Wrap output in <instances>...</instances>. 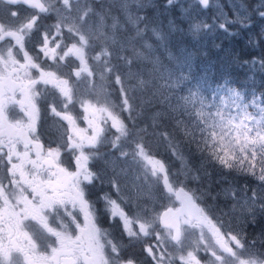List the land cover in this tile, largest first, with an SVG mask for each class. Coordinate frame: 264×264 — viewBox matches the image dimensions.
Returning a JSON list of instances; mask_svg holds the SVG:
<instances>
[{"label":"snow or ice","instance_id":"obj_1","mask_svg":"<svg viewBox=\"0 0 264 264\" xmlns=\"http://www.w3.org/2000/svg\"><path fill=\"white\" fill-rule=\"evenodd\" d=\"M175 3L166 0L169 7ZM197 3L210 7V0ZM17 5L33 11L16 22L0 20V264H138L123 255L120 240L99 226L87 198V186L105 180L116 197L103 195L104 212L119 221L129 244L141 245L149 264H264L258 242L247 241L243 230L224 231L223 222L199 206L196 191L174 182L165 162L145 145L149 136L163 137L181 161L179 174L201 179L184 163L174 136L155 131L162 114H153L151 132L137 124V94L151 105L163 96L160 88L180 87L188 79L183 72L162 71L154 56L165 35L144 11L148 0H0L11 18L19 17L12 7ZM53 13L56 21L42 31L33 54L26 41L41 31L38 20ZM256 14L264 18V3ZM220 19L218 27L227 31L232 23L247 26L250 17L238 13L229 20L220 11ZM210 28L207 23L191 26L194 34ZM156 74L163 81L159 88ZM81 84L95 99L76 95ZM113 84L118 86L116 100L109 90ZM45 90L51 114L68 125L63 134L56 133L64 142L47 148L37 135L38 100ZM181 99L169 109L188 117V122L176 119V126L189 142L222 168L252 175L264 186V102L255 97L249 102L231 88L208 97L199 85ZM76 103L87 128L72 115L70 106ZM15 106L22 117L15 116ZM105 147L108 153L102 152ZM64 152L71 155V166L61 160ZM97 162L103 167H95ZM153 184H162L161 192L175 196L181 207L156 213L137 204L135 213L125 210L124 204L151 200ZM227 194L235 201L233 212L254 220L257 208L264 211V194L256 190L239 198L235 191ZM200 252L210 258L202 260Z\"/></svg>","mask_w":264,"mask_h":264},{"label":"rangeland","instance_id":"obj_2","mask_svg":"<svg viewBox=\"0 0 264 264\" xmlns=\"http://www.w3.org/2000/svg\"><path fill=\"white\" fill-rule=\"evenodd\" d=\"M109 2H111V0H109ZM148 3L149 7H147L144 11L154 22V26L162 30L165 35V40L160 43L159 47L154 48V56L159 58L162 65V71L167 69L173 71L174 73L183 72L186 76H188V79L182 81L180 87L169 89L160 88L163 96L168 97V99L164 100L163 96H158L151 105L142 103L143 97L140 94H137L135 99L133 100V103L137 106V110L140 113L137 117L140 118L143 114H146L151 118V121L153 122V114L160 113L162 114V116L165 115L167 117L174 118L175 120L173 121V124L176 123V119H182L185 122H188V117L181 116L179 111L175 113L171 112L169 109V105L181 104V98L187 95L190 90L196 88L197 85H199L204 94L208 97H211L213 93H216L217 95L224 93L223 90L218 91L221 88L216 87L212 83V80H210V73H213L211 70H209L210 72H208V70L206 69L202 71L194 69L195 58L193 56L192 50L189 49V45L193 44L195 47L199 48L201 47L200 45L204 44V46H207L206 44L208 41H213L217 42L215 45L219 46L221 39L225 37V30L218 27V23L222 22V20L220 19V11H222L229 20H234L238 13H246L250 17L252 15V11L250 8L253 7L256 11L261 7V4L264 3V0H210V7L208 9H204L202 8V6H199L197 0H176L175 5L172 7H169L166 4V0H148ZM218 9L220 11H218ZM46 18L48 29L52 24L55 23L56 15L55 13H53L51 16H46ZM41 20L45 21V18ZM248 22L249 21H247V23ZM194 23H207L211 26V28L210 30L205 29L199 34H194L191 30V26ZM238 26L240 27V33H242L243 29L248 33H252L250 32L248 24L247 26L238 24ZM179 29H182L183 32L178 34ZM41 36L42 32L40 33V38ZM90 63H92V61H90ZM94 67L97 71L99 70L98 66ZM148 68L150 69L151 65H148ZM75 79L76 78L73 76L72 80L75 81ZM92 79L96 84L100 83L98 78L93 77ZM154 83L156 84L157 88H159L160 85L163 84V81L159 80L158 74H156ZM244 87L246 88V90L244 92L243 90H241V93L245 96L247 101L255 97L257 99V102H260L258 101L259 99L264 102V89L262 88V85L258 84L255 85V87H252L251 85H245ZM117 88L118 86H115L114 84L109 86V90L111 92L113 100H116V97L118 96ZM251 88H253V90H249ZM76 95L78 97H88L95 99L94 96H89V94L85 91V87L83 84H81L80 87L76 90ZM209 102L215 104L219 103L218 100H209ZM57 107L59 109V102H57ZM70 109L72 115L77 118V125L81 128H87V123L81 118L83 112L79 106V103L71 105ZM250 111L255 112L256 109L253 108V110ZM48 113L49 114L46 118L55 119L56 121V133L57 130H59V132L63 134L64 130L68 127L67 123L60 120L59 117L53 116L51 112ZM53 128L54 127H52V130ZM155 136L156 135L149 136L145 140V145L153 155L159 158L157 153L154 152V148L156 147ZM57 142L63 143L64 141L62 139H59L57 136ZM47 144H50V141L47 142ZM177 145L179 147V143H177ZM180 149L181 147H179V150ZM102 152L108 153L109 149L105 147L102 149ZM181 152L185 157L184 163L193 170L194 174H198L201 176L200 172L204 170L203 167L199 169V167L197 166V161L194 162L196 165L188 162L190 155L184 153L183 151ZM71 159V155L67 152H64L61 156V160L66 166H71ZM94 166L97 168H102L103 164L102 162H97ZM121 166H123V164H121ZM180 172L181 161L180 163H178V165H175L173 171L170 172V174H173L172 179L177 183L182 182L186 189L196 191L197 196L200 197L197 200L199 206L205 208L213 217L218 218L220 221H222L224 231L240 233L241 230H243V235L247 241H257V249L264 250V245L260 243V241L264 240V216L261 215L259 217L260 209H256L254 220L251 215H242L239 210L233 212L232 208L235 201L227 194L229 191H235L238 198L244 196L245 192L247 193V196H251L253 190L264 194V186L261 185L260 181L257 187H229V189L225 188V190H222L214 194L213 197L209 198V196L201 195V191L198 185H196L198 182L197 180L190 179L185 175H180ZM111 174L112 173L110 171L107 173L108 176H110ZM87 187V198L94 206L99 226L103 229H107L114 238L120 240L124 245L123 255L125 257H131V247L136 246V248L140 250L142 248L141 245L136 242L129 244L128 237L126 235H122V227L119 221L110 220L107 214L104 212V202L102 200L103 195L107 192L111 193L113 198H115V191L111 189L106 180L103 184L97 182L96 184L89 185ZM161 189L162 184L159 186L153 184L151 186V200H138L132 203L124 204L123 206L125 207V210L129 213H135L137 211V204L141 207L147 205L153 212L156 213L165 210L167 207H181L180 202L176 200L175 196H169L166 193H162ZM123 191L126 195H133L130 189H123ZM191 211L195 213L194 209H192ZM77 214L79 215V213ZM102 218L105 220L104 223H106V225L101 223ZM80 220H83L82 215H80ZM111 227H114V229L112 230ZM198 255L202 260H208L210 258L203 252L198 253ZM245 255H247V253H245ZM136 260L138 261V264H149L148 259ZM176 264H179V262H176Z\"/></svg>","mask_w":264,"mask_h":264},{"label":"trees","instance_id":"obj_3","mask_svg":"<svg viewBox=\"0 0 264 264\" xmlns=\"http://www.w3.org/2000/svg\"><path fill=\"white\" fill-rule=\"evenodd\" d=\"M250 9L252 15L247 24L252 33H248L244 29L240 33L238 24L232 23L225 31V37L221 39L219 46L215 45L217 42L213 41H208L207 46L202 44L199 48L193 44L189 45L195 58L194 69L199 71L206 69L208 72L211 70L213 73H210V80L216 87L221 88L218 91L223 90L226 93L227 89L231 88L244 92L245 85L255 87L258 84L262 85L264 89V18L257 15L253 7ZM181 32H183L182 29H179L178 34ZM249 90H253V88ZM248 101L250 102L251 99ZM258 101L263 102L261 99ZM249 110H253V108L250 107ZM124 116L126 118V113ZM174 120V118L162 116L155 131L170 133L174 136L175 142L179 143L180 150L190 155L188 162L196 165L194 162L197 161L199 169L203 167L204 170L200 172L201 179L196 185L201 192L205 193V196L211 198L214 194L225 190V188L229 189V187H257L259 180L252 175L222 168L210 160L206 153L198 151L196 144L190 143L184 136L183 130L177 128L176 123L173 124ZM137 124L140 127H149V131H153V122L146 114L140 118L137 117ZM155 141L154 152L167 164L170 172L173 171L174 166L178 165L180 161L166 147L163 137L157 134ZM256 171L259 172L258 167ZM206 173L207 175H205ZM208 192L211 195H208ZM261 215L264 216V211L260 210L259 217Z\"/></svg>","mask_w":264,"mask_h":264},{"label":"flooded vegetation","instance_id":"obj_4","mask_svg":"<svg viewBox=\"0 0 264 264\" xmlns=\"http://www.w3.org/2000/svg\"><path fill=\"white\" fill-rule=\"evenodd\" d=\"M7 7L8 6H0V20H4L5 22H16L17 19L22 20L24 19L29 13H31L33 10L27 8V6L24 5H17V6H12L15 10L19 12V17L18 18H11L7 12ZM45 18V21L41 20ZM40 20H38V24L40 26L41 31L40 32H34L32 37L26 41V48L30 51L33 52L36 49V46L39 44L41 38H40V33L44 30L47 29V18L46 16H42ZM47 63H50L48 61ZM43 89V86L40 85L38 86ZM49 93V90H45V96H42L38 100V106L40 108V119L37 123V135L40 137L41 142L45 145V147L49 146H56L57 143V135H56V121L55 119H50L46 118L48 116V112H50V109L48 107L49 103L51 102V96ZM14 114L17 118L22 117L23 114L19 112V107L15 106L14 109ZM52 127L53 130H52ZM50 141V144H47V142ZM0 175H3L2 171H0ZM109 218V217H108ZM105 220L102 218V224L106 225L104 223ZM112 224V223H110ZM113 230L114 227H111ZM117 233V232H116ZM115 234V233H114ZM134 245V244H133ZM131 257L134 259H146V254L142 251V248L139 250L135 247H131Z\"/></svg>","mask_w":264,"mask_h":264}]
</instances>
